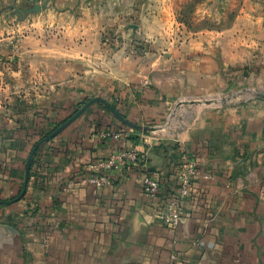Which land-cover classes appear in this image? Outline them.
Returning a JSON list of instances; mask_svg holds the SVG:
<instances>
[{"label": "crops", "instance_id": "0c3cea01", "mask_svg": "<svg viewBox=\"0 0 264 264\" xmlns=\"http://www.w3.org/2000/svg\"><path fill=\"white\" fill-rule=\"evenodd\" d=\"M177 1L0 0V264H264V71L239 82L238 96L225 94V75L244 80V59L260 54L236 46L264 42V0H206L201 8L227 28L193 33L186 49L168 50L185 59L168 87L123 86L119 112L139 128L90 104L39 145L23 193L34 146L88 103L76 95L80 75L92 58L114 56L104 29L122 16L123 25L138 26V38L161 37L164 27L183 24ZM197 37L202 48L191 47ZM177 84L192 101L170 116L167 89ZM98 131L121 136L101 139ZM127 148L160 182L159 197L143 192L135 168L107 187L86 183L92 162ZM184 156L197 174L170 228L164 200L177 191Z\"/></svg>", "mask_w": 264, "mask_h": 264}, {"label": "rangeland", "instance_id": "374dc122", "mask_svg": "<svg viewBox=\"0 0 264 264\" xmlns=\"http://www.w3.org/2000/svg\"><path fill=\"white\" fill-rule=\"evenodd\" d=\"M205 1H177L175 15L178 17L177 21L183 24L164 27L161 37L159 35L154 36L152 32L153 36L138 38V26L135 23L123 25V17L118 16L119 20L115 22L114 26L105 28L103 32V44H107L108 51L110 49L114 51V56L107 59L99 57L91 59L88 68L90 73L80 75L81 79L75 84L78 88L71 85L74 87L73 89L76 88V95L83 97L86 102L95 98L101 99L121 115L119 111L124 110L123 86L127 88L128 85L133 84V88L130 87L132 90L134 84L142 83L147 87H152V83H162L168 87V84L172 83L178 76L177 68L185 63L184 58L173 56L168 50L186 49V43L193 33L218 32L227 28V26L213 24L218 21V17L217 15L212 16L208 8H201ZM138 12L139 8H135L128 16L136 15ZM256 31V27H251L250 37H253V33ZM241 37L246 38L244 35ZM193 38H196V36H193ZM215 45L216 42H211L210 48H217ZM191 47L202 48L199 37L192 41ZM236 48L240 51L256 50L260 54L244 59L242 67L239 68V75L241 74L244 80H235V74L231 78L225 75L228 79L226 81L228 89L225 92V94L227 93V99L238 96L239 82L250 81V74L256 77L264 71V42L253 43L252 41L242 40L238 42ZM139 67L142 70L145 69V72H138ZM181 78H184V75ZM167 94L168 102L171 104L169 109L171 112L173 110L170 116H175V111L178 108L185 107L192 101L186 95H181L179 84L172 87V89H167Z\"/></svg>", "mask_w": 264, "mask_h": 264}, {"label": "built area", "instance_id": "2783aa9c", "mask_svg": "<svg viewBox=\"0 0 264 264\" xmlns=\"http://www.w3.org/2000/svg\"><path fill=\"white\" fill-rule=\"evenodd\" d=\"M41 4L43 0H28ZM101 139H117L121 132L98 131L95 133ZM135 168L142 176L143 192L151 199L159 197L160 182L149 174V170L141 154L133 148L118 150L104 159L92 162L86 169V183L96 188L107 187L112 184L115 177L129 169ZM197 174V164L192 159L183 157L178 170L177 191L164 200L163 222L167 227L175 228L180 221V207L182 200L189 194L192 180ZM111 175H114L112 178ZM67 189L64 188L63 191Z\"/></svg>", "mask_w": 264, "mask_h": 264}, {"label": "water", "instance_id": "95a60500", "mask_svg": "<svg viewBox=\"0 0 264 264\" xmlns=\"http://www.w3.org/2000/svg\"><path fill=\"white\" fill-rule=\"evenodd\" d=\"M47 5V1H45L42 5H34L33 7L29 8L26 11V15L30 14V13H35V12H40L42 8H45ZM94 102H101L103 103L108 109L109 111L121 122L123 123L125 126L130 127V128H134V129H138L139 126L130 122L129 120L125 119L122 115H120L113 107H111L109 104H107L105 101L101 100V99H92L91 101H89L88 103H86L83 107H81L76 113H74V115L69 118L66 122H64L62 125H60L53 133H51L46 139H44L43 141L37 143L33 150L31 151L27 162H26V168H25V180H24V185H23V193L26 189L27 186V182H28V177H29V171H30V166H31V160L33 155L36 153L39 145L44 142L47 141L53 137H55L57 134H59L61 131H63L72 121H74L79 115H81V113H83L85 111V109L92 103ZM23 193L20 195V197L23 195ZM0 204H5V202H0Z\"/></svg>", "mask_w": 264, "mask_h": 264}, {"label": "trees", "instance_id": "16d2710c", "mask_svg": "<svg viewBox=\"0 0 264 264\" xmlns=\"http://www.w3.org/2000/svg\"><path fill=\"white\" fill-rule=\"evenodd\" d=\"M44 138H45V137L41 138L40 140H43ZM32 162H33V161L31 160V166H32Z\"/></svg>", "mask_w": 264, "mask_h": 264}]
</instances>
